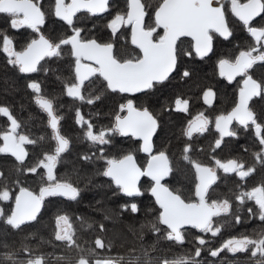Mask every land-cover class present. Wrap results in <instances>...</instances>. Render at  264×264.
I'll use <instances>...</instances> for the list:
<instances>
[{
    "label": "snow or ice",
    "instance_id": "obj_1",
    "mask_svg": "<svg viewBox=\"0 0 264 264\" xmlns=\"http://www.w3.org/2000/svg\"><path fill=\"white\" fill-rule=\"evenodd\" d=\"M226 0H162L154 13V26H145V4L141 0H129L127 18L117 14L107 25L113 33L118 31V25H131V45L139 50L138 55H130L127 58L121 57L114 51V44L99 43L96 39H85L82 37L83 29L75 27L74 17L77 13L86 11L92 15L107 12L109 0H55L54 15L66 22L71 27L72 35L53 42L40 31V26L45 23L46 13L42 10L39 0H0V14H7L10 17V27L18 29L27 26L38 33V38H33L22 51H14L11 47L12 39L6 33L0 32L3 40V51L8 54L9 63L19 66L22 73H32L38 71L37 65L45 57H60L62 46H70L71 54L75 57V83L67 86L66 92L69 97L77 98L88 104L100 99L99 96L87 98L81 94V88L88 81L91 83L93 77H101L105 84V90L120 93H137L145 89H153L169 79L170 74L175 69L180 51L178 42L182 37H191L192 47L196 55L206 56L212 51L213 33H218L224 38L232 35L227 19L230 12L234 17L246 27L248 33L256 40V46L249 50H242L235 57L234 61L220 59L218 61L219 74L226 77L229 81L237 76L245 77L243 86L239 89L238 102L230 113L216 117V129L223 136H235L236 133L228 129V125L237 121L245 129L254 127L255 134L262 146L260 152L256 153V159L264 163V124L258 122L256 113L250 108L249 101L253 97H260L264 94V82H258L249 75V69L258 62H264V26H253V21L264 14V0H227L228 9L225 8ZM217 5V6H214ZM151 7V5H148ZM157 29H162L160 34ZM192 55L191 52L184 53ZM14 57V58H13ZM94 62L93 63H85ZM185 77L189 73H183ZM29 87L35 92L41 91L38 83H30ZM205 99L212 96L211 90L205 92ZM36 103L47 113L49 125L52 129V139L56 142L54 154H45L37 166L30 167L27 172L37 173V168L46 169V184L40 187L39 192L35 193L28 188L20 186L18 194L14 197V207L7 214L6 223L13 228H19L27 221H35L41 211L45 197L62 196L69 200H75L79 196V189L72 183L60 180L54 174L57 161L61 154L69 147V141L60 134L59 121L54 110L53 101L43 96H37ZM177 110H186L187 101L177 100ZM185 107L181 109L180 105ZM126 112V115L121 113ZM0 114L8 116L11 128L0 133L4 143L0 147V153H11L17 161L21 163L27 155L24 144H32L26 135L17 134L16 129L20 127L18 122L11 117L9 109L0 107ZM78 123L87 125L85 137L93 144L106 145L110 143L107 138L108 133H119L120 135L138 136L142 138L143 145L141 150L150 155L146 166H139L134 156L129 153L120 158H107V167L102 175L110 177L119 191L127 196L140 195L138 182L141 177L147 176L153 182L150 189L151 195L155 197V203L159 205V215L156 222L151 223V230L161 232L160 225L166 226V238L183 243L184 236L182 228L191 225L199 229L202 233H211L216 236L220 233L219 226L214 227V217H220L222 213H228L231 204L227 199L223 201L209 200L207 194L210 187L219 179L216 168L203 165L199 162H192L195 173L196 183L194 188V199L186 200L178 191L171 190L162 183L172 171L169 157L164 151L152 154L151 137L157 127V120L147 108H137L133 100H127L126 104L120 105V112L115 115L114 126L107 130H100L98 133L93 131L91 122L85 121L79 109L76 111ZM209 121L201 114L195 122H189L186 135L191 137L193 132H204L207 130ZM221 139H217L215 145L220 147ZM186 146L185 152H188ZM101 157L104 158V150L100 149ZM90 159V157H85ZM185 160H189L187 155ZM215 159V158H214ZM216 167L224 173H236L241 179L248 177L255 169L252 167L245 170L243 163L230 159L221 162L215 159ZM43 179V178H42ZM19 181H17V185ZM241 204L245 199L254 200L258 206L257 212L249 208V213L258 214L259 219L264 221V184L253 187L250 191H241L235 197ZM13 196L7 186L0 190V201H11ZM128 207V206H124ZM132 212H137L138 207L135 203L130 205ZM6 215L5 209L0 207V217ZM236 222L240 221L239 215L235 217ZM68 224L67 216H59L57 224L60 222ZM70 228L71 226L68 225ZM103 229V225L100 226ZM56 239L66 241L70 247H79L73 239V234L65 230L64 234L56 233ZM199 245H206V240L197 237ZM96 248L104 249L105 245L99 238L95 241ZM251 246L252 256L256 257L259 253L260 259L257 264H264V233L259 234L258 238L252 239L247 235L240 238L233 237L226 241L221 249L209 250L210 255L215 257L223 248L236 253L246 251ZM81 256L77 264H90L87 256H95V249H80ZM87 253V255H85ZM201 255V248L197 247L193 257H181L169 260L167 258L160 261V264H199L196 257ZM6 260L12 264H18L15 260V253H6ZM122 257H101L96 258L94 264H120ZM26 264H44L42 256H36L26 261Z\"/></svg>",
    "mask_w": 264,
    "mask_h": 264
},
{
    "label": "flooded vegetation",
    "instance_id": "obj_2",
    "mask_svg": "<svg viewBox=\"0 0 264 264\" xmlns=\"http://www.w3.org/2000/svg\"><path fill=\"white\" fill-rule=\"evenodd\" d=\"M158 1L162 2V0H141V3L146 6L144 18L146 27L154 26V13L158 7L156 6ZM39 2L42 5V10L46 13L45 23L40 26V31L45 37L53 42H59V40L73 34L71 27L54 15L55 0H39ZM65 2L70 3L71 0H65ZM128 2L129 0H109L107 12L95 15L86 11L77 13V16L73 18L75 27L83 29L82 37L85 39L94 38L99 43H113L114 51L121 57L127 58L130 55H138L139 50L134 45H131V25H118L116 33H113L107 27L108 23L117 14L123 15L125 19L127 18L126 14L129 11ZM241 2H245V0H241ZM148 5H151V7H148ZM228 7L226 0V10ZM227 19L232 34L233 31L237 32L240 30L243 44L249 41V44L250 42H255L256 46L255 38L248 33L246 27L238 18L228 12ZM252 23L253 26H264V14H261V17H257ZM157 31L163 34L162 29H157ZM0 32L6 33L12 39L11 47L14 51H22L33 38H38V33L27 26L18 29L11 28L10 17L7 14H0ZM231 37L232 35L224 38L218 33H213L211 53L214 52V54L211 58L212 66H210V71H196L194 66L185 65L181 70H174L168 80L153 89H147L136 94L114 92L113 107L115 115L120 112V105L126 104L127 100L131 99L137 108H147L153 114L158 123L157 131L164 124V152L169 157L171 168L175 162L177 169L182 172L185 168L180 165L183 163L184 156L187 155L189 157V160L184 159L192 165L191 172L186 175V178H180L179 174L173 177L171 172L164 178L163 183L171 190L180 192L186 200L194 199L196 173L192 162H199L216 168L219 179L210 187L207 199L209 202L211 200L223 201L227 199L231 204L228 213H222L220 217L213 218L214 227L219 226L221 228L220 233L216 236L211 233H202L191 225H185L181 230L184 236L182 246L193 252V256L196 248H201V255L196 257L199 264H257L260 256L259 253H257L256 257L252 256L251 246L246 251L236 253L223 248L215 257L210 255L209 250L221 249L222 245L233 237L240 238L247 235L252 239H256L259 234L264 233V221L259 219L258 214L253 215L248 211L251 208L254 213L257 212L258 206L255 205V201L245 199L244 203L241 204L239 200L235 199L236 195L241 191H250L253 187L264 184V163H260L256 159V153L260 152L262 146L259 144L255 129L251 126L245 129L244 126L233 120L228 125V129L234 131L236 135L223 136L221 139L220 132L215 125L217 116H226L235 107L238 102L239 89L243 86L245 78L237 76L234 80L229 81L226 77L219 74L218 62L215 61V47L228 42ZM192 44L191 37H182L178 42V46L181 47L189 48ZM230 51L231 49L222 51L221 56L225 55L223 59L234 61L235 58H231L233 54ZM61 52L60 57H45L37 65L38 71L22 73L19 71L18 65L9 63L8 54L3 51V40L0 38V107L8 108L11 117L20 125L16 129L17 134L26 135L30 140L35 141L32 144H24L27 155L23 163L17 161L11 153H0V180L5 182V186L9 188L13 196L11 201H0V207H3L6 213L4 217H0V223L6 220L7 214H10V209L14 207V197L18 194L20 186L26 187L35 193L39 192L41 187L39 182L42 180L40 175L46 177V169L38 167L35 174L27 172V169L37 166L45 154H54L55 152L56 142L52 139L53 133L49 125V117L36 103L37 96H43L53 101L55 113L61 117L59 121L61 135L65 131L64 128L70 125L67 120L70 116L71 118L73 117L74 105H78V103L74 104L73 100L79 99L69 97L66 92L67 86L76 82L75 57L71 54L70 46H62ZM84 62L93 63V66H95L94 62ZM185 71L189 73V76L185 77L183 75ZM249 75L258 82H264V62L258 61L252 69H249ZM90 79L91 84H95L99 80L106 84L98 76ZM33 82L40 85L41 91L39 93L29 87V84ZM88 84L89 82L86 81L81 88L82 95H85V89ZM92 90L94 91V89ZM208 90H211L213 95L206 100L204 94ZM13 95H16V97H13ZM178 99L187 101L186 110H177L176 101ZM80 106L83 110L89 109V112L95 113V106L93 105L83 102ZM249 106L256 113L258 122L264 124V94L260 97H253L249 101ZM180 107L183 109L185 106L181 104ZM79 111L84 120L90 122L81 108H79ZM121 114L126 115L127 113ZM201 114L209 121L207 130L202 133L193 132L191 137H189L186 135L189 122H195L196 118ZM75 119L79 128H87L86 124L78 123L77 116H75ZM10 128L9 117L0 114V133ZM112 135L117 137L118 141L121 140L120 136H130L128 143L133 151L131 154L139 166H146L150 155L141 150L142 139L132 136L131 133L128 135L108 133L107 138L110 139ZM63 136L69 141L67 152L71 147L70 140L67 136ZM217 139H221L219 148L215 145ZM173 140H176L175 146L172 145ZM3 143L4 141L0 137V147L3 146ZM97 146L104 147L105 145L97 144ZM186 146H189L188 152H185ZM140 152L142 155H140ZM156 153L158 152L154 148L152 154ZM214 158L219 159L221 162L234 159L243 163L245 170L252 167L255 171L248 177L241 179L236 173H224L222 169L216 167ZM55 172L56 168L54 169V174ZM17 181H19L18 185ZM30 181H32L31 184L29 183ZM3 188L1 189L0 186V190H3ZM236 215L240 217L239 222H236ZM164 229H166V226H164ZM164 235H166V232ZM197 237L205 239L206 245H199Z\"/></svg>",
    "mask_w": 264,
    "mask_h": 264
},
{
    "label": "trees",
    "instance_id": "obj_3",
    "mask_svg": "<svg viewBox=\"0 0 264 264\" xmlns=\"http://www.w3.org/2000/svg\"><path fill=\"white\" fill-rule=\"evenodd\" d=\"M239 36H241L240 30L233 31L228 42L215 47V53L231 49L230 53L233 54L234 59L237 55V46H240L237 42ZM178 50L180 56L175 71L183 69L185 65L194 66L196 71H210L211 58L214 52L200 58L195 54L192 46L189 48L178 46ZM186 52H191L192 55H185ZM85 91L86 99L100 97L90 104L95 106V113L89 112V109L83 110L80 106L83 102L87 103L86 100L75 99L73 103H78V105H74V114L72 118L70 116L67 120L68 124L71 126L75 124L76 127L73 126V129L76 130L78 127L75 119L76 111L81 108L93 124L94 132L98 133L102 129L107 130L113 127L114 92L105 90V83L100 80L95 84L89 83ZM163 127L164 124L157 131L153 140L156 152L164 151L159 147V144L164 142ZM78 129L80 128L78 127ZM172 130L170 129L171 132ZM162 133L163 135L160 136ZM73 134L78 136L77 131ZM63 135H65V131ZM129 137L120 136L121 140L118 141L117 137L112 135L109 144L97 148L91 147L87 139L76 137L71 167H67L65 170L76 173L74 175L80 176L85 183L79 189V196L75 200H69L62 196L46 197L37 219L25 223L19 228H13L6 223V220L1 222L0 264H12L11 261L4 258L6 253H15V260L18 264H26L28 259L36 256H42L44 264H77L81 256V248L85 250L95 249V256H87L90 264H94L95 259L101 257H122L123 260L120 261V264H160V261L165 258L172 260L181 257H193V252L182 246L183 243L168 240L164 236L163 225H160L161 232L159 233L151 230V223L156 222L159 215V205L155 203V199L151 195L152 182L150 178L143 177L140 183V195L127 196L119 191L111 178L102 175L107 167V158H120L123 155L133 153L128 143ZM173 141L170 143L175 146L176 140ZM100 149L104 150V158L101 157ZM79 151L91 155L93 153V158L90 157V160L97 166L93 169L94 171L90 169L88 172H81L80 167L85 160L80 159L77 154ZM67 152L62 153L59 160ZM140 155H142L141 152ZM61 162L56 167V177L61 169ZM88 166L87 164L86 167ZM180 166L185 168V171H179L174 162L171 175L175 177L179 174L180 178H186V175L191 172L192 165L183 159ZM44 178L46 180V177ZM41 185L44 186L45 184L42 183ZM133 203L138 207V211L135 213L130 208ZM55 211H64L69 215L73 239L79 247H70L66 241L56 239L54 222H51V219L54 220L52 217ZM101 225H103V229H101ZM97 238L103 241L104 249L96 248L95 241Z\"/></svg>",
    "mask_w": 264,
    "mask_h": 264
},
{
    "label": "rangeland",
    "instance_id": "obj_4",
    "mask_svg": "<svg viewBox=\"0 0 264 264\" xmlns=\"http://www.w3.org/2000/svg\"><path fill=\"white\" fill-rule=\"evenodd\" d=\"M237 42L240 44V46H237V49H236L237 55H238V53L240 51H242V50L246 51V50H249L251 47L255 46V42H250V44H249V41H247L246 44H243V38L241 36H239V38L237 39ZM223 57H225V55L221 56V52L215 53V61L218 62L219 58H223ZM231 58H232V56H231ZM73 126H75V124H73L72 126L69 125L66 128H64L65 129V136H67L69 138L71 147H70L69 151L65 154V156L63 158H61L60 160L58 159V163L61 162V160H62V162H61V165H60L61 169H60V171H58L57 178L60 179V180L68 181V182H70L72 184H75V186L78 189H80L85 184L83 182L82 178L80 176H78V175H74L76 173L70 172V171L65 170V169L67 167L68 168L71 167L73 151H74V147H75V145H74L75 138L76 137H79V138L83 137V138L86 139L85 132L87 131V128L84 127V128L78 129V127H77L76 130H75V129H73ZM76 131L78 133V136H74V134H73ZM163 132H164V127H163ZM162 135H163V133L160 136H162ZM89 142H90L91 147H93V148H97L98 147L97 144H93L91 141H89ZM159 147H160L161 150H164V142L163 141L159 144ZM77 154L79 155L80 159L85 160V162H83V164L80 167L81 172H88L90 169H91V171H94L93 169H95V167L97 168V166H96V164L94 162H92L90 159H85V157H92L93 158V153L91 155L89 153H85V152L81 153L79 151V153H77ZM77 154H75V155H77ZM87 164L89 165L88 167H86ZM40 176H41L40 177L41 179L43 178L39 182L40 186H42L41 184L42 183L46 184L47 181L45 180V178L42 175H40ZM29 183L31 184L32 181H30ZM25 184H28V183H25ZM152 184H153V182H152ZM0 186H1V189L5 186V182L3 180H0ZM151 187H152V185H151ZM56 211H55V213L53 214V217H52L54 220L51 219V222H54V228L56 229L55 232L56 233L60 232L61 234H64V231L68 230V231H70L72 233V225H71V222H70L69 215L67 213H65L64 211H58V212H56ZM59 216H67L68 217V224L66 225V224H64L63 221H61L59 226H58L57 218ZM45 220H46V217H45ZM68 225H70L71 227L69 228ZM165 232L166 231L164 229V234H165ZM164 236H166V235H164Z\"/></svg>",
    "mask_w": 264,
    "mask_h": 264
},
{
    "label": "water",
    "instance_id": "obj_5",
    "mask_svg": "<svg viewBox=\"0 0 264 264\" xmlns=\"http://www.w3.org/2000/svg\"><path fill=\"white\" fill-rule=\"evenodd\" d=\"M214 6H217V5H215L214 4ZM211 53V51L207 54V55H209ZM206 55V56H207ZM205 57V56H204ZM176 68V67H175ZM175 70V69H174ZM173 70V71H174ZM172 74V73H171ZM170 74V75H171ZM147 89H145V90H143L142 92H144V91H146ZM137 93H141V92H137ZM130 94H136V93H130ZM157 128H158V123H157V127H156V129H155V131L153 132V134H152V137H151V145H152V151H153V149H154V144H153V140H154V136H155V133H156V131H157ZM130 134V133H129ZM137 138H139V139H142V138H140V137H138V136H136ZM142 145H143V143H142ZM135 161H136V159H135ZM136 163H137V161H136ZM110 178V177H109ZM150 178V177H149ZM166 178V177H165ZM141 179H142V177L140 178V180H139V182H138V187H139V184H140V181H141ZM151 179V178H150ZM164 181V180H163ZM163 181H162V183H163ZM164 184V183H163ZM125 194V193H124ZM154 197V196H153ZM46 198V197H45ZM154 199H155V197H154ZM40 213V212H39ZM38 213V214H39ZM38 216V215H37ZM28 222H31V221H27V222H25V223H28ZM24 223V224H25Z\"/></svg>",
    "mask_w": 264,
    "mask_h": 264
}]
</instances>
